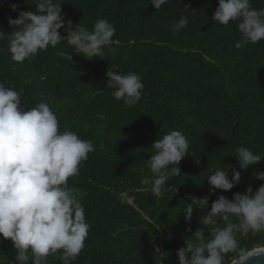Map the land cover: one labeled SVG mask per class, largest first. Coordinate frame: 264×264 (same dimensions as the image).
Returning <instances> with one entry per match:
<instances>
[{"label": "trees", "instance_id": "obj_1", "mask_svg": "<svg viewBox=\"0 0 264 264\" xmlns=\"http://www.w3.org/2000/svg\"><path fill=\"white\" fill-rule=\"evenodd\" d=\"M35 3L0 0V31L5 33L0 83L21 94V108L47 103L60 131H74L94 145L78 175L67 182L78 190L89 225L84 248L72 264H178L176 252L185 241H194L197 229L207 238L212 228L224 226L219 218L215 225L202 219L219 195L231 200L264 183L255 178L264 172V159L243 170L240 182L227 192L210 195L207 182L218 169L227 168L229 178L233 167L240 171L238 147L264 157V40L237 49L238 22L222 26L212 19L218 0H167L159 10L151 0H59L61 36L71 30L69 22L73 29L79 23L91 31L98 19H106L115 27L103 59L79 56L65 40L14 62L8 18L34 11ZM12 4L18 5L15 12ZM251 5L259 10L264 0H251ZM181 17L188 24L174 32ZM58 51L73 53V61ZM108 70L141 77L144 87L136 105L112 96ZM173 130L186 137L188 154L179 164L180 175L170 176L163 194L153 197L147 164L155 154L151 145ZM204 198L208 204L199 201ZM189 204L194 208L186 223ZM236 238L240 248L264 245V232ZM235 254H225L223 264ZM16 255L12 242L0 238V264H17ZM59 255L49 256L48 264H62Z\"/></svg>", "mask_w": 264, "mask_h": 264}, {"label": "clouds", "instance_id": "obj_2", "mask_svg": "<svg viewBox=\"0 0 264 264\" xmlns=\"http://www.w3.org/2000/svg\"><path fill=\"white\" fill-rule=\"evenodd\" d=\"M166 3L167 0H151L155 10ZM61 5L59 0H36L34 11H22L17 18H8L12 31L7 39L14 62H23L65 40L75 49L73 53L89 60L103 59L104 48L112 44L115 27L106 19H98L91 31L79 23L73 29L69 22L71 30L61 36ZM17 7L10 5L13 12ZM212 19L222 26L238 22L241 39L235 44L237 49L264 40V8H253L251 0H218ZM187 24V17H181L173 31L179 32ZM4 38L5 33L0 31V39ZM73 53L56 54L73 61ZM106 76V85L114 89L112 96L116 100L131 107L141 99L144 85L138 74L108 70ZM21 104V94L0 83V238L12 242L17 264H28L29 253L31 264H48L47 258L57 253L62 264H72L84 248L89 225L78 190L67 182L78 175L94 145L74 131H60L58 118L47 103L40 102L30 110L21 108ZM151 147L155 154L147 164L154 179L148 183L152 196L159 197L170 176L180 175L179 164L188 154L189 144L180 131L173 130L156 139ZM236 153L240 171L233 167L231 178L227 168L208 176L210 195L233 189L243 170L264 159L246 147L236 148ZM255 178L264 181V172H257ZM199 201L208 204V198ZM193 208L189 204L183 213L186 223L192 218ZM217 218L224 226L212 228L207 238L202 228L197 229L192 235L194 241H185V246L176 252L178 264H223L225 254L230 252L236 253L230 264H246L253 257L264 256V245L240 248L236 238L237 234L246 237L250 232H264V183L255 192L249 186L243 194L235 193L231 200L219 195L203 216V224L215 225Z\"/></svg>", "mask_w": 264, "mask_h": 264}, {"label": "water", "instance_id": "obj_3", "mask_svg": "<svg viewBox=\"0 0 264 264\" xmlns=\"http://www.w3.org/2000/svg\"><path fill=\"white\" fill-rule=\"evenodd\" d=\"M246 264H264V256L261 257H253Z\"/></svg>", "mask_w": 264, "mask_h": 264}, {"label": "rangeland", "instance_id": "obj_4", "mask_svg": "<svg viewBox=\"0 0 264 264\" xmlns=\"http://www.w3.org/2000/svg\"><path fill=\"white\" fill-rule=\"evenodd\" d=\"M129 202H131V201L129 200Z\"/></svg>", "mask_w": 264, "mask_h": 264}]
</instances>
